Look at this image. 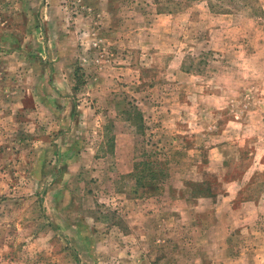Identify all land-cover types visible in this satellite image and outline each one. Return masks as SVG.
Returning <instances> with one entry per match:
<instances>
[{"label":"rangeland","instance_id":"1","mask_svg":"<svg viewBox=\"0 0 264 264\" xmlns=\"http://www.w3.org/2000/svg\"><path fill=\"white\" fill-rule=\"evenodd\" d=\"M175 1L0 0V264H264V0Z\"/></svg>","mask_w":264,"mask_h":264},{"label":"trees","instance_id":"2","mask_svg":"<svg viewBox=\"0 0 264 264\" xmlns=\"http://www.w3.org/2000/svg\"><path fill=\"white\" fill-rule=\"evenodd\" d=\"M233 0H176L173 5L179 6L181 3H191V2H204L207 9L211 12L218 13V14H224L227 12L225 9V5L229 4ZM171 2V1H170ZM167 14H169V11H166Z\"/></svg>","mask_w":264,"mask_h":264}]
</instances>
